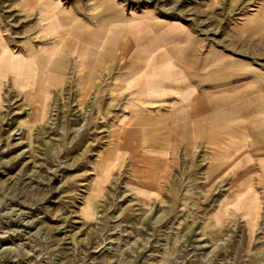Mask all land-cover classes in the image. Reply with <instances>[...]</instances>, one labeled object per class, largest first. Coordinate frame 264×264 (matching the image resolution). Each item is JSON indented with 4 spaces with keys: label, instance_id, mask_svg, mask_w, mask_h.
<instances>
[{
    "label": "rangeland",
    "instance_id": "1",
    "mask_svg": "<svg viewBox=\"0 0 264 264\" xmlns=\"http://www.w3.org/2000/svg\"><path fill=\"white\" fill-rule=\"evenodd\" d=\"M108 1L112 59L147 10L157 27L185 23L201 56L248 55L264 73V0H0V264H264V183L237 167L245 140L177 141L132 113L112 61L95 62Z\"/></svg>",
    "mask_w": 264,
    "mask_h": 264
},
{
    "label": "crops",
    "instance_id": "2",
    "mask_svg": "<svg viewBox=\"0 0 264 264\" xmlns=\"http://www.w3.org/2000/svg\"><path fill=\"white\" fill-rule=\"evenodd\" d=\"M102 13L97 71L112 61V69L118 71L115 77L124 79V89L131 94L127 105L132 113L159 117L154 124L167 130L168 136L170 130L177 141H197L202 136L210 141L221 132L240 134L245 143L237 167L243 174H254L253 183H264V73L250 68L249 56L216 52L201 56L202 41L185 23L171 21L157 27L159 20L146 10L128 17L125 42L112 59L109 49L118 40L120 6L108 1ZM219 57L226 60L220 64L223 70ZM72 60L85 68L90 57L82 53Z\"/></svg>",
    "mask_w": 264,
    "mask_h": 264
},
{
    "label": "bare ground",
    "instance_id": "3",
    "mask_svg": "<svg viewBox=\"0 0 264 264\" xmlns=\"http://www.w3.org/2000/svg\"><path fill=\"white\" fill-rule=\"evenodd\" d=\"M2 51H6V49H5V47L3 46L2 47V49H1V51H0V53L2 52ZM6 57H8L7 55H5V56H2V54H0V61L3 63V65H6L5 63H6V60L8 61V59L10 60V56L8 57V59L6 58ZM45 59V58H44ZM28 60H30V58H28ZM51 61V60H50ZM32 63V62H31ZM13 65H15V64H13Z\"/></svg>",
    "mask_w": 264,
    "mask_h": 264
}]
</instances>
